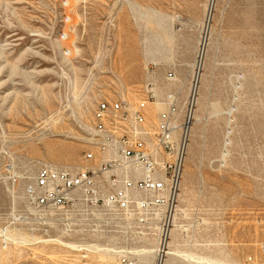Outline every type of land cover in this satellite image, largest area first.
I'll list each match as a JSON object with an SVG mask.
<instances>
[{
  "label": "rangeland",
  "instance_id": "374dc122",
  "mask_svg": "<svg viewBox=\"0 0 264 264\" xmlns=\"http://www.w3.org/2000/svg\"><path fill=\"white\" fill-rule=\"evenodd\" d=\"M204 20L185 0H0V230L13 241L0 240V264H78L60 242L71 243L16 224L26 187L44 166L91 165L101 101L137 102L154 83L183 107L201 72L194 121H205L193 123L173 264H264V0H216Z\"/></svg>",
  "mask_w": 264,
  "mask_h": 264
},
{
  "label": "built area",
  "instance_id": "2783aa9c",
  "mask_svg": "<svg viewBox=\"0 0 264 264\" xmlns=\"http://www.w3.org/2000/svg\"><path fill=\"white\" fill-rule=\"evenodd\" d=\"M167 79L176 78L170 73ZM198 83L197 77L184 107L178 92L161 99L154 83L137 102L101 101L88 127L85 161L91 165L40 168L16 224L74 244L68 249L75 257L67 260L78 264H91L99 253L118 264H138L149 239L156 242V260L164 261L179 213ZM157 102L166 110L153 118L150 105ZM0 240L12 246L8 227Z\"/></svg>",
  "mask_w": 264,
  "mask_h": 264
},
{
  "label": "bare ground",
  "instance_id": "6f19581e",
  "mask_svg": "<svg viewBox=\"0 0 264 264\" xmlns=\"http://www.w3.org/2000/svg\"><path fill=\"white\" fill-rule=\"evenodd\" d=\"M215 4H216V0H210L209 2H208V4L206 5V13H205V20H204V23H203V27H204V29H206V27H207V23H208V21H210L211 20V18H212V14H213V11H214V8H215ZM205 31V30H204ZM203 50H204V46H203ZM203 50H202V59H203ZM202 59H201V61L199 62V70H201V69H203L202 68V66H201V62H202ZM202 76H203V73L201 72V73H199L198 74V81H199V83H200V81H201V78H202ZM199 83H198V86H197V90H198V94H199ZM236 92V91H235ZM237 94V93H236ZM197 100H198V97H197V99H196V104H197ZM185 104V103H184ZM161 106H163V104L162 103H160V102H157V103H155V104H152V105H150V113H151V115H152V117L153 118H155L156 117V115L160 112V111H162V107ZM183 107H184V105H183ZM195 109H196V107H195ZM231 113H232V111H230L229 112V114L231 115ZM195 114V110H194V112H193V115ZM226 115V114H225ZM195 116V115H194ZM201 121H205V116L203 117V118H196L195 119V121L194 122H201ZM230 122H231V119H230ZM228 130H230V129H228ZM229 145V143L228 142H226V147ZM227 152H224L223 153V155H222V159H221V161L223 162V164L226 162V158H227ZM215 163V162H214ZM83 168H86V167H83ZM179 211H180V208H179ZM179 214V213H178ZM177 217H178V215H177ZM177 217H176V223H175V228H176V226L177 227H179V228H181V226L180 225H178V223H177ZM174 231V230H173ZM172 234H173V232H172ZM55 241V240H54ZM57 242H60L59 240H57ZM63 246H67L68 248H71V247H76V246H74V245H71V244H66V243H64V242H60ZM170 244V243H169ZM156 252V250H154V249H146V250H142V251H140V255H145V254H152V253H155ZM179 255V252H178V250H176V249H173V248H169L168 249V251H167V256H166V258H165V260L164 261H162L161 263H157V264H169V261L173 258V257H176V256H178ZM180 256V255H179ZM197 259V258H196ZM192 260H195L194 258L192 259ZM198 260H199V262H201L202 264H215V263H212L211 261H209V260H206V259H202V258H198Z\"/></svg>",
  "mask_w": 264,
  "mask_h": 264
},
{
  "label": "crops",
  "instance_id": "0c3cea01",
  "mask_svg": "<svg viewBox=\"0 0 264 264\" xmlns=\"http://www.w3.org/2000/svg\"><path fill=\"white\" fill-rule=\"evenodd\" d=\"M185 1H188V4H194V5H197L198 7H200V9H201L202 7H205V13H206V5L208 4V2H209L210 0H185ZM202 77H203V76H202ZM207 100H208V95H207ZM204 115H205V111L202 112V113H200L199 115H197L196 118H203ZM203 122H204V121H201V122H194V124H195V125H199V124H203ZM178 229H180V228L176 226V228L174 229L172 235L176 236V233H177V230H178ZM169 248H173V249L178 250V248L176 247L174 241H172V242L170 243ZM178 251H179V250H178ZM179 252H180V251H179ZM176 258H178V257H173V258L169 261V264H173V262L176 260ZM209 261H211V260H209ZM211 262H212V263H215V262H213V261H211ZM215 264H217V263H215Z\"/></svg>",
  "mask_w": 264,
  "mask_h": 264
}]
</instances>
